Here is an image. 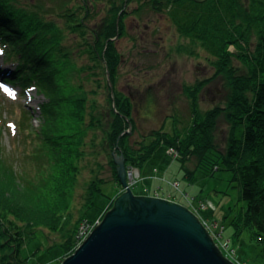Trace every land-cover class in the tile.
<instances>
[{
    "label": "trees",
    "instance_id": "1",
    "mask_svg": "<svg viewBox=\"0 0 264 264\" xmlns=\"http://www.w3.org/2000/svg\"><path fill=\"white\" fill-rule=\"evenodd\" d=\"M247 1V5L241 0L141 2V6L155 12L167 13L180 35L197 42L208 54L214 74L183 87L190 113L186 123L179 126L181 119L172 115L171 130L161 125L142 134L140 139L132 140L137 127L133 101L114 85L117 52L111 39L117 35L116 16L105 20L102 31H92L91 51L96 63L103 61L105 75H108L105 77L108 108L105 112L95 108L87 113L89 118L86 119L84 93L70 89L54 96L56 89H63L66 80L60 85L57 81L62 76L55 80L59 72L55 63L57 44L49 42V33L39 25L42 23L47 28L49 25L56 30L54 21L45 19L40 3L28 6L23 2V6L19 0H0V45L5 61L16 63L12 71L0 68L1 79L21 89L33 88L51 104L70 102L67 110L71 115V130L66 131L65 125H57L48 135L54 142L52 144L71 136V146H55L52 150L47 146V163L39 169L37 180L15 176L12 167H5L3 161L0 163V264H30L21 250L26 238H33L39 226L60 233L61 241L49 245L47 250L60 248L62 253L71 254L78 242L79 223L85 220L83 224H89L97 214L101 215L110 208H101L94 216L88 215L95 206V194L103 193L102 185L105 183L102 178L92 176L86 181L82 193L81 221H71L69 206L81 172L85 140L90 130L94 132L93 139H99L98 129L102 131H99L102 149L111 150L110 162L118 184L115 153L123 154L125 167L141 168L161 143L176 151V159L181 163L185 177L191 178L193 174L194 168L186 165L191 157L196 159L195 167L207 175L221 168L231 170L245 202L244 209L233 215L232 234L236 236L248 228L264 240V0ZM125 4L120 9L121 15L126 11ZM70 15L71 30L74 31L72 11ZM70 15L65 13V18ZM78 27L83 31L88 29L82 24ZM253 31L257 35L254 47L249 40ZM68 52L65 48V53ZM233 58L242 60L245 69L233 65ZM217 74L226 77L229 97L224 105L203 110L198 93ZM43 104L41 112L45 110ZM221 112L231 122L224 151H218L211 137V129ZM129 125L130 131L127 132ZM63 126L65 131H61Z\"/></svg>",
    "mask_w": 264,
    "mask_h": 264
},
{
    "label": "rangeland",
    "instance_id": "2",
    "mask_svg": "<svg viewBox=\"0 0 264 264\" xmlns=\"http://www.w3.org/2000/svg\"><path fill=\"white\" fill-rule=\"evenodd\" d=\"M142 1L144 0H19L22 5L25 3L28 6L40 3L45 11V19L48 22L54 21L56 30L39 23L45 33H49V42L51 40L57 44L55 63L59 72L55 80L62 76L57 81L59 85L66 80L63 89H56L54 96L59 95L60 91L68 92L70 89L84 93L86 114L95 108H101L104 112L108 108L105 86V77L108 75H105L103 61L96 63L97 60L91 51L92 31H102L105 20L116 16L117 35L111 39L117 52L114 85L133 101V116L137 127L132 140L140 139L142 134L161 125L164 129L171 130L172 115L181 119L179 126L186 123L190 113L183 87L191 86L214 74L206 51L197 42L180 35L167 13L155 12L147 6H141ZM124 2L126 11L121 15L120 9ZM241 2L248 4L247 0ZM71 11L74 15V31L71 30ZM65 13L70 15L68 19L65 18ZM81 24L88 29L81 30V27H78ZM249 40L254 47L257 41L254 31L249 34ZM103 45L104 42L101 46ZM65 48L70 51L68 54L65 53ZM5 58L0 45V68L12 71L16 63L6 62ZM232 63L241 70L245 69L242 60L233 58ZM1 78L0 163L3 161L5 167H12L15 176L18 174L26 179L37 180L39 169L47 163V146L50 150L55 146H71V136L55 144L48 138L57 125H65L66 131L71 130V115L67 110L70 102L51 104L33 88L27 86L21 89ZM108 88L110 91L109 84ZM229 94L230 87L226 77L217 74L198 93L199 105L203 110L215 105L222 106ZM42 104L45 110L41 112ZM230 128L231 122L225 113L217 114L211 137L218 151H224L227 147ZM65 129L63 126L61 131ZM99 131L101 130L96 131L99 139H93L94 132L90 130L85 140V154L80 160L81 172L69 206L72 222L81 221L82 193L86 181L93 178L92 176L102 178L105 183L102 185L103 193L94 196L95 206L88 211L90 216H94L101 208L111 207L116 196L125 190L120 182L118 184L115 181L113 164L110 162L111 150L102 149ZM168 148L163 143L158 144L141 168L133 166L138 168L142 175L140 181L134 186H129L133 194L151 195L157 186L163 191H169V199L189 206L200 221L207 218L223 224V236L230 238V246L235 249L233 259L244 264H264V240H260L248 228L236 236L232 234L233 215L245 207L238 181L233 179V172L221 168L215 170L212 175H207L195 167L196 159L191 157L186 165L194 168L193 174L191 178L185 177L184 169L176 159L177 154L167 155ZM128 167H125L126 174ZM156 176L161 180L155 178ZM168 181H178L179 189H172L166 184ZM181 191L188 193L193 203L188 205ZM202 203L206 207L202 208ZM84 222L85 220H82L79 223L78 233L84 227ZM35 230L34 237L26 238V244L21 250L30 264H58L67 257V252L62 253L60 248L47 250L49 245L61 241L59 232L40 226ZM82 241L78 238L74 250Z\"/></svg>",
    "mask_w": 264,
    "mask_h": 264
},
{
    "label": "water",
    "instance_id": "3",
    "mask_svg": "<svg viewBox=\"0 0 264 264\" xmlns=\"http://www.w3.org/2000/svg\"><path fill=\"white\" fill-rule=\"evenodd\" d=\"M114 161L125 190L59 264H234L188 207L162 197L133 194L123 154H114Z\"/></svg>",
    "mask_w": 264,
    "mask_h": 264
},
{
    "label": "built area",
    "instance_id": "4",
    "mask_svg": "<svg viewBox=\"0 0 264 264\" xmlns=\"http://www.w3.org/2000/svg\"><path fill=\"white\" fill-rule=\"evenodd\" d=\"M176 152L175 150L168 148L167 155H173L175 156ZM161 180L160 177H155ZM142 179L141 172L138 168L130 166L127 168V174H126V181L128 186H134L138 181ZM166 183V182H165ZM166 184H168L172 189H179L178 188V181H168ZM152 196L157 197H163V198H169L171 197V193L168 191H163L161 187L157 186L152 190ZM202 208L206 207L204 203L200 205ZM101 221V215L94 219L93 222L90 224H83L84 227L80 230L78 233L79 238L84 240L88 234L91 232V230L96 226V224H99ZM202 225L205 227V229L211 233V238L215 245L218 247L222 255L233 261L235 264H244L240 261H237L233 259L235 256V249L230 246V238L224 237L222 231L224 230L223 224L218 223L216 220H209V219H203L201 221Z\"/></svg>",
    "mask_w": 264,
    "mask_h": 264
},
{
    "label": "bare ground",
    "instance_id": "5",
    "mask_svg": "<svg viewBox=\"0 0 264 264\" xmlns=\"http://www.w3.org/2000/svg\"><path fill=\"white\" fill-rule=\"evenodd\" d=\"M181 194H182V196L184 197V199L187 201V203H188V205L189 204H191V203H193V201L191 200V197L188 195V193H186V192H182L181 191ZM163 198V197H162ZM165 199H169V198H165ZM169 200H171V199H169ZM179 204H182V205H184V206H186L184 203H182V202H178ZM188 208H189V206H188ZM190 209V208H189ZM108 210V209H107ZM107 210H105L104 212H103V214L107 211ZM191 211H192V209H190ZM103 214H101V218H102V216H103ZM204 219H207V218H204ZM210 220V219H209ZM201 222V221H200ZM219 223V222H218ZM222 224V223H221ZM97 225V224H96ZM208 234H209V236L211 237V233H209L208 232ZM233 262V261H232ZM235 264V263H234Z\"/></svg>",
    "mask_w": 264,
    "mask_h": 264
}]
</instances>
